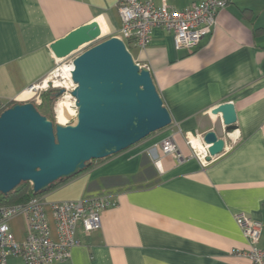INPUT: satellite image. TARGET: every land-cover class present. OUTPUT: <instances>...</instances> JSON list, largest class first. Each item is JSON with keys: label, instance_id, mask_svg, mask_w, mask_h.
I'll use <instances>...</instances> for the list:
<instances>
[{"label": "crops", "instance_id": "0c3cea01", "mask_svg": "<svg viewBox=\"0 0 264 264\" xmlns=\"http://www.w3.org/2000/svg\"><path fill=\"white\" fill-rule=\"evenodd\" d=\"M200 1L166 0L176 10ZM226 1L217 26L194 50H176L162 29L147 48L131 47L150 70L172 124L44 195L48 203L109 198L118 204L103 212L99 230L77 229L71 259L59 264L249 263L236 216L264 226V0ZM93 21L104 36L119 37L116 0H0V103H29L28 90L58 63L50 45ZM228 102L237 114L232 132L221 114L211 115ZM210 131L225 148L203 167L186 140L201 142ZM169 137L183 161L163 153ZM10 264L25 263L11 258Z\"/></svg>", "mask_w": 264, "mask_h": 264}, {"label": "water", "instance_id": "95a60500", "mask_svg": "<svg viewBox=\"0 0 264 264\" xmlns=\"http://www.w3.org/2000/svg\"><path fill=\"white\" fill-rule=\"evenodd\" d=\"M104 33L93 21L55 41L50 50L64 60ZM71 75L76 85L75 124L56 125L33 103H15L0 115V194L7 196L23 183H30L35 195L45 193L94 161L117 155L172 124L150 70L139 66L117 37L78 56ZM219 114L227 132L236 130L232 103L211 111L212 116ZM203 139L211 157L224 151L225 141L214 131Z\"/></svg>", "mask_w": 264, "mask_h": 264}, {"label": "built area", "instance_id": "2783aa9c", "mask_svg": "<svg viewBox=\"0 0 264 264\" xmlns=\"http://www.w3.org/2000/svg\"><path fill=\"white\" fill-rule=\"evenodd\" d=\"M226 5V0H202L189 8L176 10L166 0L160 5L152 0H116L122 21L117 38L124 41L131 52L133 45L147 48L153 31L162 29L173 35L176 50L191 51L217 26L218 16ZM72 66L73 63L67 67ZM59 69L61 67L55 68L48 78L28 90L29 93L36 92L35 103L40 104V94L50 87L74 91L76 85L72 81V71L62 83L53 80ZM203 137H200L203 152L193 147L191 137L186 141L194 156L206 167L214 157L210 156ZM162 151L179 162L184 160L174 137L163 141ZM117 205L109 198L48 203L44 196L34 197L23 204L0 205V264H10L11 258H20L25 264H59L70 260L72 250L78 245L77 229L82 227L86 234L99 230L103 212ZM17 219H23L25 226L20 240L12 227ZM236 221L249 244L245 253L248 264H264V248L260 247L263 224L244 214L236 216Z\"/></svg>", "mask_w": 264, "mask_h": 264}, {"label": "trees", "instance_id": "16d2710c", "mask_svg": "<svg viewBox=\"0 0 264 264\" xmlns=\"http://www.w3.org/2000/svg\"><path fill=\"white\" fill-rule=\"evenodd\" d=\"M60 90L50 88L42 93L40 99V104L35 105L37 110L45 117H47L49 120H51L55 124L54 120V105L55 102L61 97ZM17 102H12L7 105H2L0 103V115L3 111L11 107ZM95 162V161H94ZM93 162V163H94ZM92 163V164H93ZM88 167V169L92 166ZM86 171V170H85ZM69 180L59 181L55 183L47 192L40 193L35 195L33 192V187L30 183H23L19 187H17L13 192L8 194L7 196L0 194V205H18L28 202L34 197L37 196H44L50 191L54 190L55 188L59 187L60 185L68 182Z\"/></svg>", "mask_w": 264, "mask_h": 264}, {"label": "rangeland", "instance_id": "374dc122", "mask_svg": "<svg viewBox=\"0 0 264 264\" xmlns=\"http://www.w3.org/2000/svg\"><path fill=\"white\" fill-rule=\"evenodd\" d=\"M109 37H110V36L106 35V36L102 37L101 39H99L98 41H96L95 43L83 47V48L80 49L79 51H77V52H75L74 54H72L70 57H68V58H66V59H64V60H61V61L58 60V63H57V65H56V68H57V67H62V66H68V65H71V64L73 63V61H74L78 56H80L83 52H85L86 50L92 48L93 46H95V45H97V44H99V43H101V42H104V41L110 39ZM62 82H63V81H62ZM50 88H52V87H50ZM50 88H48V89H50ZM48 89H47V90H48ZM58 90H60V92H61V90H64V93H63L62 96H61V97L55 102V105H54V120H55V124H56V125H57V124H60V123H59V120H58V118H57V116H58V115H57V108H58L57 106L59 105V101H61V100H63V99H65L66 101L70 102V104H71V109H72V111H74V114H73L72 118H70L65 124H62V125L67 126V125L75 124V123H76V120H77V116H75V111H77V109L75 108V101H74V97L72 96V92H70V91H66L65 89H58ZM43 92H45V91H43ZM43 92H42V93H43ZM35 93H36V92H34V93H29V94H30L29 98H30V102H31V103L37 105V103H35V102H36V101H35V96H36ZM42 93L40 94V96L42 95ZM71 96H72V97H71ZM24 227H25V226H24V221H23V219L18 220L17 223H16L15 231H16V234H17V236L19 237V239H22L21 237L23 236Z\"/></svg>", "mask_w": 264, "mask_h": 264}, {"label": "bare ground", "instance_id": "6f19581e", "mask_svg": "<svg viewBox=\"0 0 264 264\" xmlns=\"http://www.w3.org/2000/svg\"><path fill=\"white\" fill-rule=\"evenodd\" d=\"M61 61V60H60ZM73 70V66L68 68L67 66L61 67L59 71L55 74V78L53 79L57 83H62L64 79H66L68 72ZM57 118L60 124H65L70 118H72L74 111L71 109L70 102L66 101L65 99L59 101V105L57 106ZM191 140V139H190ZM193 147L197 151L203 152V146L200 140L193 138L191 140Z\"/></svg>", "mask_w": 264, "mask_h": 264}]
</instances>
